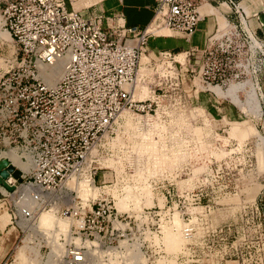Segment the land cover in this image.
I'll return each mask as SVG.
<instances>
[{"label": "built area", "instance_id": "2783aa9c", "mask_svg": "<svg viewBox=\"0 0 264 264\" xmlns=\"http://www.w3.org/2000/svg\"><path fill=\"white\" fill-rule=\"evenodd\" d=\"M214 1L219 0H158L154 23L190 38L202 18L209 16L202 15L201 7L212 6ZM220 1L232 8L240 23L230 24L229 31L220 35L217 27L204 49L192 50L191 54L202 55L203 82L222 87L251 74V60L254 74L264 72V35L259 37L254 32L252 20L239 1ZM0 16L1 29L18 46L16 65L0 75V154L14 151L22 163L30 162L27 171L14 167L10 157L2 160L21 173L20 178L8 174L3 182L10 187L6 197L15 214L13 225L26 237L30 231L27 225L37 213L53 205H59L61 216L82 217L66 203L65 197L76 194L66 189V183L74 177H90L94 184L99 178L101 187L112 186L114 182L106 180L110 169L102 167L100 161L114 153L109 143L116 136L121 113L128 110L154 116L167 95L156 88L150 98L134 97L141 80V58L150 55L148 41L153 33L148 29H104L100 17L87 19L69 11L63 0H0ZM245 18L252 30L245 25L241 33ZM257 27L264 32L263 21L259 20ZM239 55L244 57L243 72L235 69V56ZM59 62H63V75L52 84L49 79ZM125 171L132 169L125 165ZM114 179L116 182V175ZM201 200L202 194L193 192L190 197L182 195L172 201L185 208L178 215L185 224L182 233L186 239L195 233L199 213L192 208ZM165 207V211L171 208ZM161 211L155 207L119 213L113 199L96 200L83 215V227L72 232L73 238L80 237L81 244H68L66 264L84 263L91 249L95 263L112 264L114 259L121 264L122 258L116 256L124 252L121 242L142 257L136 264H152L156 256L168 261L163 236L176 213L172 209ZM259 239L264 242L263 232ZM88 241L95 244L88 248Z\"/></svg>", "mask_w": 264, "mask_h": 264}, {"label": "rangeland", "instance_id": "374dc122", "mask_svg": "<svg viewBox=\"0 0 264 264\" xmlns=\"http://www.w3.org/2000/svg\"><path fill=\"white\" fill-rule=\"evenodd\" d=\"M237 1L246 10L250 20L262 15L264 21V11L251 17L252 12L248 9L249 6L258 5L260 0ZM221 3L220 0L214 1L215 9H207L212 11L210 19L216 25L211 35L216 33L217 27L220 35L229 31L230 24L240 23L237 14ZM257 11L258 8L255 12ZM216 15L221 17L217 18ZM245 19V23L250 28L247 23L249 19ZM223 22L225 25H221ZM251 24L252 27L256 26V21H251ZM241 28L245 29L244 23L239 28L243 33ZM167 32L168 30H162L156 34ZM2 33L0 31V38ZM257 36L263 35L257 34ZM6 40L9 43L0 41L2 69L0 75L16 65L14 58L18 46L11 42L9 36ZM251 42L253 43L254 40ZM184 57L176 59L175 55L151 53L150 62L149 59L146 62L142 58L141 62L144 63L142 71L148 72V75L141 81L143 84L148 82L151 95L154 89L162 88V90L158 89V93L167 95L164 98L167 111H176L179 104L183 106L182 111L188 122L182 123L181 126L187 130L188 135L184 130L185 136L182 138L167 139L171 152L164 160L162 159V165H157L154 160L152 164L154 171L150 172V180H145L148 173L126 171V174H130L129 179L123 184L118 183L112 187H101L99 178L97 186L87 181L89 187L96 191L94 196L92 194L85 196L78 191L76 185L70 187L71 182H76L72 180L67 185V189L76 194L65 197L66 203L71 204L72 207L77 204V208H81L79 206L81 204L85 210H89L93 202L105 197L114 200L119 213L133 214L145 208L160 207L162 213L174 210L176 216L183 222L178 213L185 211V208H182V203L177 207L172 201L193 190L202 194L201 203L195 207H205L192 208L193 211H201L195 221L194 235L190 239L182 235L184 246L179 252L169 250L165 243L164 253L168 256V261L156 256L152 264H172V262L173 264H264V242L259 239L260 234L264 233V166L260 164L259 159V146L264 140V72L259 76L254 74L251 60L249 66L251 74L242 75L229 86L221 87L214 83L210 87L215 88L210 90L208 87L210 84L204 83L201 78L202 55L186 54L183 62ZM2 58L10 63L6 66ZM243 59V55L235 56V64H237L235 69L239 68L241 72L244 71L241 61ZM141 81L139 84L142 83ZM140 95V98H147L148 90L145 89ZM123 115L131 121V113L125 112ZM164 116V119L169 117L166 113ZM150 142L155 143L153 135L150 136ZM156 155L155 149H152L150 158L151 156L157 158ZM194 167L199 168L197 175H194ZM26 170H29L28 166ZM109 175L110 173H106V180H111ZM79 181L82 182L84 179ZM130 184L133 186L146 184L154 200L150 202V196L140 194L141 202L128 203L124 208H119L118 200L109 189ZM10 193H14V188ZM164 207L171 208L165 211ZM43 214H51L53 217L54 223L49 225V228L48 226L42 228L39 225L40 216ZM69 217V215L61 216L57 204L50 210L38 212L30 223L34 225V229H30L26 237L21 234L6 264H66L68 244L72 241L81 244L80 237L73 238L72 232L76 226L81 225L82 220L75 216ZM164 237L165 233L163 242ZM85 244L91 248L95 241H88ZM125 244V242L120 243V246L124 247L123 254L116 253L118 258H122L120 263L136 264L138 257L142 261V257L134 250L126 252ZM187 248L190 249L189 252ZM93 251L92 249L89 251L86 261L82 264H97ZM14 256L16 261L13 260ZM112 264L119 262L112 259Z\"/></svg>", "mask_w": 264, "mask_h": 264}, {"label": "bare ground", "instance_id": "6f19581e", "mask_svg": "<svg viewBox=\"0 0 264 264\" xmlns=\"http://www.w3.org/2000/svg\"><path fill=\"white\" fill-rule=\"evenodd\" d=\"M221 4H224V3H221ZM224 5H226V4H224ZM227 7H229V6H227ZM211 8H214V6L213 5L212 6L203 5L200 9V12L202 13V15H205V14L210 15V13H212V11L207 10V9H211ZM229 8L232 9L231 7H229ZM216 16H217V18L221 17L220 15H216ZM224 22L221 23V25H225ZM243 23H244V25L247 26V24H245L244 20H243ZM162 30L170 31V29L165 28L163 26L159 28L157 23L155 22L148 29V32L156 35L157 32L159 33V31H162ZM247 30L250 31V28H248V26H247ZM0 31H1V33L3 32L2 38H0V41L3 43H9V41L6 39L8 38V36L10 37V35L7 32H5L4 30H2L1 26H0ZM3 37L5 39H3ZM10 39H11V42L14 43L11 37H10ZM150 56L151 55H149V57ZM184 56L186 57L185 54H180V55L177 54V55H175V58L176 59L179 57L183 58ZM149 57H148V55H145V54L142 56L143 60L144 61L146 60V62L148 59L150 62ZM185 57H184L183 62H185ZM142 58H141V61H142ZM1 60H2V62H4V64L6 66L8 65L6 63L7 59L2 58ZM142 66H144V63L142 64V62H141L140 72H139L141 80H142V78L144 79L148 75V72L142 71V69H143ZM63 71H64L63 62L57 63L56 66L53 68L52 74L50 76V79H49L50 82L52 84L56 83L62 77ZM141 80H139L137 87H136V90L134 92L135 99L143 100V99L150 98V96L152 97L153 95H151V91H150V87H149L148 82H147V84H143V82ZM140 81L142 82L141 84H139ZM210 86L211 85H208L210 90H213V88H215V87L211 88ZM145 89L148 90V97L147 98H140L141 97L140 94L144 93ZM216 91H217V88H216ZM219 94L222 95L223 93L219 92ZM253 98H255V96ZM257 107H258V109L260 108L259 102L257 103ZM182 108H183V106H181L179 104L178 109H176V111H178V112H176V111L169 112L165 109L164 102H162V104L160 105V108L157 111V114L154 116L136 115V114H134L128 110H125L121 113V115L118 119V127L116 129V136L109 143V145L113 148L114 153H113V155L104 157L102 159V162L100 161V164L102 167L104 166V167L110 169L109 171H107V173H110V175H111V176L109 175L111 180L108 179V181L114 182V184L112 186L117 185L118 183L123 184V183H125V181H127L129 179L128 176L130 174H126L125 165H129L131 167L132 173H134V172H136V173H148L146 175L147 178H145V180L146 181L150 180V172L152 173L154 171V168H152V164H153L154 160H155V163L157 162V165H159V164L163 163V162H161L162 159L164 160V158L167 157L169 155V153L171 152L169 142L167 139L182 138L183 136H185L183 131L186 129L183 126H181V124L187 123L188 120L186 119L185 113H183ZM180 111H182V112H180ZM125 112L131 113V118H132L131 121H130V119H127L125 115H123V113H125ZM165 113H166V115L169 116L168 119H164ZM169 118H171V119L169 120ZM148 131H150V132H148ZM186 134L188 135L187 130H186ZM152 135H153V139H154L155 143L151 144V142H153V141L150 142V136H152ZM143 147H144V150H143ZM152 149H155L156 154L158 155L157 158H153L152 156L150 158V151H152ZM156 149H158V150H156ZM95 154H97V150L94 151V155ZM259 155H260V157H259L260 164H262L264 166V140H262V143L259 146ZM8 157H10L12 159L14 167L22 168L24 170H26L27 166H28V169L30 168V162L22 163L20 160V157L18 155H16V153L14 151H10L9 153L3 152V154L0 155V161L7 159ZM150 162H151V164H150ZM198 169L196 167H194V169H193V172L195 173L194 175H197L199 173ZM114 171H115V174H114ZM114 175H116V182L114 179ZM166 178H168V177H166ZM77 179H78L77 177L70 179L66 183V186H65L66 189H67V185L69 184L70 181L76 180V182H71L69 184V186L74 187L73 185H76L79 189L78 191H80L85 196L91 195V194L93 196L96 195V191L94 190V188L91 189L89 187V184L87 183V181L93 182V185L97 186V184H94L93 178H90V177L82 178V179H84V181H82V182L79 181L80 178H79V180H77ZM145 185L146 184H144L143 186H141V185L140 186L139 185L133 186L130 184L127 186L125 185L124 187L122 186L121 188H117L118 187L117 186V187L112 188V190H110L111 189L110 188L109 191L118 200L117 202H118L119 208L120 207L124 208L126 205H128V203H139V202H141V199H140L141 195L140 194H144V195L146 194V196H150V202H152L154 200V198L151 197V191H149L147 189V186H145ZM112 186H105V187H112ZM20 191H22V189H20ZM191 193H193V190H190L185 195L187 197H190ZM102 199H105V197ZM159 202H161V199ZM69 205L72 206L71 204H69ZM195 208L196 209L197 208L204 209L205 207L200 206V207H195ZM74 209L76 212H81V214H82V217H81L82 223H81V225H79L81 228V227H83V224H84L83 215H84L85 211H87V210H85L82 207V211H81V208H77V204H75ZM90 209H91V207H90ZM134 209H135V207H134ZM194 212L201 213V211H194ZM73 215L74 214L69 215V216L72 218ZM176 215L177 214H175V216ZM53 221L54 220H53V217L51 214H46V215L43 214L40 216L39 225L42 228H44L45 226H48L47 228H49V225H52V223H54ZM183 224H184V222H182L180 220V218H178L176 216L174 218V221L172 222V225L165 228L164 243H166L168 245L169 250H174V252H177V251L179 252L182 250V247L184 246V242L181 239V237L183 235L182 231H183L184 226H185V224L184 225ZM25 226H26V223H25ZM33 226L34 225H32V224L27 225V227L30 229H34ZM79 226L75 227L76 230L80 229ZM125 245H126V252L132 250L127 244H125ZM13 260L16 261L15 256H14ZM138 262H140L139 257L136 259L135 263H138ZM169 264H171V263H169ZM172 264H173V262H172Z\"/></svg>", "mask_w": 264, "mask_h": 264}, {"label": "crops", "instance_id": "0c3cea01", "mask_svg": "<svg viewBox=\"0 0 264 264\" xmlns=\"http://www.w3.org/2000/svg\"><path fill=\"white\" fill-rule=\"evenodd\" d=\"M63 1L69 11H77L87 19L100 17L104 29L125 27L135 28L140 31H146L152 26L158 6V0ZM257 4L253 7H248L250 12H252L251 17H255L264 11V0H260ZM257 8L258 11L255 12ZM262 17V15H258V18L253 19L256 21V26L253 27V30L260 35H264V32L257 27V24L259 20L263 21ZM215 26L209 15L202 18L196 33L190 38L174 30L164 34H153L148 41V51L150 55L151 53L160 52L172 55H186V53L190 54L192 50H202L206 45V40L214 32ZM5 169L0 167V264L8 261L21 236L20 231L13 225L15 214L9 199L6 197V191L10 187L3 182Z\"/></svg>", "mask_w": 264, "mask_h": 264}, {"label": "water", "instance_id": "95a60500", "mask_svg": "<svg viewBox=\"0 0 264 264\" xmlns=\"http://www.w3.org/2000/svg\"><path fill=\"white\" fill-rule=\"evenodd\" d=\"M0 167L6 168L5 171L3 172L5 177L8 176V174H12L15 178H20L21 173L16 170L13 166H9L7 161H2L0 163Z\"/></svg>", "mask_w": 264, "mask_h": 264}]
</instances>
